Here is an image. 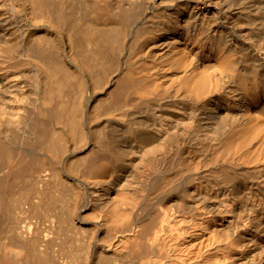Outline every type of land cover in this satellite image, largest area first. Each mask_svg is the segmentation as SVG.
Wrapping results in <instances>:
<instances>
[{"label": "bare ground", "instance_id": "6f19581e", "mask_svg": "<svg viewBox=\"0 0 264 264\" xmlns=\"http://www.w3.org/2000/svg\"><path fill=\"white\" fill-rule=\"evenodd\" d=\"M29 6L0 0V264L34 237L14 197L50 183L120 232L102 257L264 264V0Z\"/></svg>", "mask_w": 264, "mask_h": 264}, {"label": "rangeland", "instance_id": "374dc122", "mask_svg": "<svg viewBox=\"0 0 264 264\" xmlns=\"http://www.w3.org/2000/svg\"><path fill=\"white\" fill-rule=\"evenodd\" d=\"M5 2L11 7L14 6L15 11L23 14L24 17L30 16L28 21H32L33 12L29 6L31 0H5ZM78 144L82 145V142ZM57 193L59 191L53 183H50L43 192L30 185L14 197L18 205L16 209L23 221L30 222L34 235L22 248L23 255L18 264L129 263L130 260L123 258L102 257L97 249L98 243L113 241L120 232H95L92 220L98 215L89 209L85 211L83 220L70 215L65 218L64 214H68L69 210L68 196L65 194V197H60ZM41 197L42 201L39 202ZM11 233L14 231L10 225L0 224V240ZM11 239L16 247L21 245L18 236Z\"/></svg>", "mask_w": 264, "mask_h": 264}]
</instances>
